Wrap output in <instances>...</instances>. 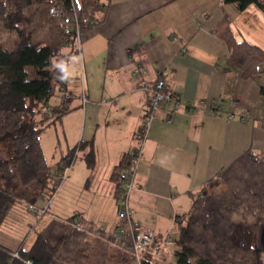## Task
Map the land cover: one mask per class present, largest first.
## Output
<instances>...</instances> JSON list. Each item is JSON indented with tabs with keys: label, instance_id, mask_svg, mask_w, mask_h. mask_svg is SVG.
<instances>
[{
	"label": "crops",
	"instance_id": "0c3cea01",
	"mask_svg": "<svg viewBox=\"0 0 264 264\" xmlns=\"http://www.w3.org/2000/svg\"><path fill=\"white\" fill-rule=\"evenodd\" d=\"M258 7L251 4L240 10L224 0L109 1L99 20L83 31L81 44L64 70L73 98L71 110L56 122L67 125L64 134L73 141L54 163H48L59 162L82 144L66 180L74 179L78 185V201L83 195L86 199L82 197L69 217L78 214L94 221L105 234L116 233L127 168L142 146L130 195L134 220L153 229L158 242L172 240L155 263L175 264L179 217L188 213L192 192L248 148H264V128L249 116L258 109L249 96L254 78L241 75L227 41L218 33L226 18L237 41L264 49V40L248 36L243 29V23L248 26L253 20L259 26L256 30H262L264 17L254 20L261 13ZM140 66L144 73L137 71ZM159 76L181 95L182 106L169 121L173 104L163 102L146 136L140 138L148 106L146 87ZM251 84L256 90L260 86L256 80ZM258 91L262 109L261 87ZM60 96L52 105L61 102ZM92 149L95 162L90 165L86 157ZM128 153L130 162L119 176L114 175ZM88 198L93 199L91 204Z\"/></svg>",
	"mask_w": 264,
	"mask_h": 264
},
{
	"label": "trees",
	"instance_id": "16d2710c",
	"mask_svg": "<svg viewBox=\"0 0 264 264\" xmlns=\"http://www.w3.org/2000/svg\"><path fill=\"white\" fill-rule=\"evenodd\" d=\"M109 1L0 0V24L15 34L11 43L0 44V226L15 203L33 210L40 200L52 196L62 185L61 170L77 157L81 143L50 165L41 134L71 110L73 96L64 70L77 52L78 32L96 23ZM224 1L240 10L254 3L264 10V0ZM52 8L59 13H52ZM34 21L42 23L44 30L35 28ZM218 33L244 78L264 71L260 69L262 47L237 41L226 18ZM55 89L62 100L52 105L49 100ZM142 129L143 124L140 138ZM130 156L123 158L114 175L122 173ZM86 158L94 164V149ZM121 190L119 181V196ZM192 195L188 213L179 217L175 264H264V149L248 148ZM114 239L115 233L105 234L94 221L74 214L55 244L43 231L30 246L23 242L12 248L0 242V264H30L28 260L32 264H131V248L114 245ZM143 264L156 263L144 260Z\"/></svg>",
	"mask_w": 264,
	"mask_h": 264
},
{
	"label": "rangeland",
	"instance_id": "374dc122",
	"mask_svg": "<svg viewBox=\"0 0 264 264\" xmlns=\"http://www.w3.org/2000/svg\"><path fill=\"white\" fill-rule=\"evenodd\" d=\"M253 5L258 7V5L255 3ZM258 8L261 9L260 10L261 13L259 14V16H257L256 14L254 15V13L252 12L250 13L251 15H254V20H257L258 17L260 16L264 17V10L261 7ZM36 21L32 22L35 28L38 27L43 31L44 25ZM258 27H256L253 20L250 21L248 26H246V24L243 23V29L245 30V33L248 36L252 34L255 37L260 38L261 40H264V25L261 26L262 30L259 29L256 30V28ZM249 29L252 30V32H250ZM14 38H15V34L7 31L0 24V44L11 43L14 40ZM243 39H248V38H243ZM260 69H264V63L260 65ZM251 78L254 79L250 81L252 93H250L249 96L252 97L251 101L255 103L258 109L252 111V113H250L249 116H251L253 120L258 121L260 127L264 128V108L262 109L259 108V106L261 105H258V100L256 98L257 94L260 95L258 89L260 90V87L261 88L262 86L264 87V71L257 73L255 77H251ZM253 80H256V82L260 84V86L257 85V90L256 87L253 84H251ZM59 92L60 91L58 90L56 91L55 89L54 94L51 96L50 104L55 103L56 98L60 96ZM261 94L264 95L263 92H261ZM63 128H67V125L66 124L62 125L61 122H56V124L52 123L51 125L47 126L41 134L42 144L49 163H54V161H56V159L59 157L62 151L63 152L67 151V145L71 144L73 141L72 136L70 134L65 136ZM254 149L259 150L258 148L255 147ZM263 149L264 148L260 149L259 151ZM82 153L83 152L80 153L79 157H81ZM73 166H74V162L64 171L61 170L62 173H64L65 171L67 172L65 179L61 183L62 185L58 187V189L52 196L48 195L45 199L40 200L36 204L38 207L34 205L32 206L33 210H31L28 205L23 204L21 202H17L14 204L13 208L9 210L8 216H6V218L1 223L0 226L1 243L8 245L12 248H17L23 242L26 244V246H30L35 240L37 233L39 231H43L49 242L51 244H55L57 238L64 232L67 217H69V215L76 210L74 207L77 204H79V202L83 201L82 197L86 199V196L83 195L78 201L77 196H79L78 193H80L79 191H77L78 185L76 183H73L74 179L68 178V180H66ZM59 170L60 169H58V172ZM69 182H71V184ZM86 195L89 194L86 193ZM92 201H93L92 198H88L87 204H91ZM90 218H96V217L90 216ZM165 240H168L169 243L163 245V250L161 254L154 258L155 262L161 260L165 250V246H168L173 243L171 239H165ZM165 240L162 241L166 242ZM157 242H158L157 240L154 241V243ZM16 253L17 252H15V254Z\"/></svg>",
	"mask_w": 264,
	"mask_h": 264
},
{
	"label": "built area",
	"instance_id": "2783aa9c",
	"mask_svg": "<svg viewBox=\"0 0 264 264\" xmlns=\"http://www.w3.org/2000/svg\"><path fill=\"white\" fill-rule=\"evenodd\" d=\"M52 13L58 14L57 8L51 9ZM82 41V33L77 34V44L80 45ZM137 71L144 73L143 68L140 66ZM145 82V81H143ZM148 90V106L145 111L143 120V137L147 134L148 128L151 125L152 118L156 110L163 102H172L173 109L168 113V120L173 121L176 111L182 106L181 95L168 87L167 81L164 77L159 76L152 85L146 87ZM70 93L66 91V96ZM203 103V102H202ZM211 111H215L213 105L210 107ZM142 153V146L139 147L127 168L125 175V185L123 188L122 196L118 206V213L120 215L119 224L115 233L113 243L121 248L129 246L134 259L131 264H143L144 260L154 261V258L159 256L163 250V245L169 243L155 241V232L153 229L145 228L134 222V209L131 205L130 195L136 185V173L139 164L140 156ZM66 171L62 173L63 181L66 177ZM18 257V254H15ZM29 263H32L28 260Z\"/></svg>",
	"mask_w": 264,
	"mask_h": 264
}]
</instances>
